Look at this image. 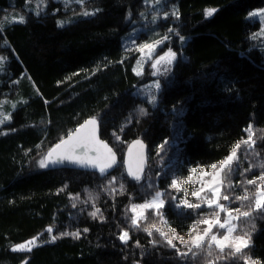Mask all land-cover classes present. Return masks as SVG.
<instances>
[{"label":"trees","instance_id":"1","mask_svg":"<svg viewBox=\"0 0 264 264\" xmlns=\"http://www.w3.org/2000/svg\"><path fill=\"white\" fill-rule=\"evenodd\" d=\"M171 1L179 19L149 27L152 20L147 18L148 29L140 28L136 38L152 42L167 34L171 39L165 48L170 46L177 53L156 103L150 104L135 89L152 79L133 72L138 54L125 45L146 7L142 0L90 1L85 7L99 9L95 15L63 27H57V19L64 13L55 12V7L62 8L60 3L49 1L44 12L35 16L26 12V0H0V24L4 26L0 57L6 58L0 71V102L10 100L5 107L6 113H12L11 120L0 125V264H22L25 259L28 264H207L202 254L196 258L189 254L185 260L163 242L154 247L142 230L155 221L154 215L149 213L140 222L141 228L135 229L130 227L127 208L150 198L154 189L141 187L149 176L159 190L183 196L169 189V174L167 178L155 175L166 161L186 176L189 166L220 161L232 146L246 139L250 123L264 132V52L250 39L259 24L249 18L252 10L264 6V0ZM206 8L217 11L205 18ZM3 11H18L26 23L4 21L7 15ZM129 11L134 24L126 20ZM169 27L186 38L183 44L177 35L167 32ZM177 110L182 111L176 114ZM92 117L99 121L101 139L117 154L118 165H123L130 141L146 143L148 165L140 184L122 166L109 170L108 179L114 176L119 181L113 186L115 192L99 172L37 166V160L61 137ZM165 140L178 143L179 150L166 148L157 156V146ZM254 152L257 159L264 160V136L256 142ZM245 162L239 164L241 171L248 168ZM238 174L234 185L240 180ZM84 191L97 198L96 207L101 211L96 219L89 215L92 209L78 215L72 207L75 197ZM177 202L168 196L163 211L172 228L186 233L197 217L177 215ZM248 221L249 256L264 264V218L257 213ZM49 226L78 231L80 238L63 236L55 243L45 240L31 252L11 250ZM122 230L130 234L126 244L118 239ZM153 238L160 240L154 233Z\"/></svg>","mask_w":264,"mask_h":264},{"label":"snow or ice","instance_id":"2","mask_svg":"<svg viewBox=\"0 0 264 264\" xmlns=\"http://www.w3.org/2000/svg\"><path fill=\"white\" fill-rule=\"evenodd\" d=\"M27 2V0H26ZM67 7L70 0H62ZM74 2L84 7L90 0H74ZM143 4L148 5L151 3L152 6H159V8L167 7V0H142ZM47 0H37V4H46ZM158 8V11H159ZM40 11L36 12V15H40ZM99 11V9H96ZM96 11L84 10L79 13L82 16H92L96 14ZM217 11L215 8H206L204 10L205 18L211 17ZM144 12L140 13L143 17ZM132 13L129 11L126 14V20L131 21ZM170 17L179 19V12L175 7L171 12L164 10L162 18L168 20ZM258 17L261 22V29L259 33L253 34L250 39H257L259 36L264 35V10L253 11L249 13V18ZM158 19L157 15L152 17V23L156 24ZM133 24L135 21H131ZM12 24L26 23L24 15H19L11 20ZM64 21L57 20V27H63ZM4 31L3 24H0V32ZM140 30L134 29L126 38L129 42L136 45V51L141 55L137 61L139 64L142 60H151L152 76L166 75L171 71V66L177 59V53L172 50L169 46L162 55L155 56L156 50L161 45L171 39V37L165 34L160 39L152 42H144L137 44L136 38ZM168 33L177 35L181 44H183L186 38L179 34V30L174 27L167 29ZM5 44L7 41L4 42ZM131 51L132 49H128ZM145 50H148L147 56L144 55ZM4 57H0V65L4 62ZM162 69V71H161ZM136 75H142L143 71H137L133 68ZM157 91L161 89L160 81H156L153 85ZM157 100L156 95H150L148 97V103L155 104ZM2 103V102H0ZM47 103V101H46ZM13 111L16 109V105L13 106ZM177 110L176 114H179ZM142 115L146 114L144 108H140ZM0 125H3L5 121H10L12 113L0 114ZM122 130V129H121ZM99 121L96 117L89 118L80 124L77 128L67 133L66 138L61 137L58 143H55L49 150L37 160V166L40 169L49 167L59 166H72L75 168L89 169L93 172H99L100 176L108 179L110 169L115 166H122L127 171V176L132 180H135L137 184H140L145 179V167L147 156L145 154V145L139 139L135 140L128 146L127 155L123 160V165H118L117 154L108 143L100 139L98 135ZM247 132V138L238 141L234 146L231 147L230 151L220 161L211 163L209 166H189L188 174L183 176L178 168L173 167L168 169V164H164L165 171H158L155 175L160 177L163 175L165 178L168 177L169 171L171 172V183L169 189L175 190V192H183L182 198L171 195L167 190L161 191L156 188L151 177L147 178V183L142 184L141 187H146L149 190H153L150 193V198L146 199L141 204H131L130 211L132 216L130 217V227L140 229V221L146 220L147 216L145 213L148 210H152L153 215L157 218V221L152 222L149 226L143 227V231L150 238L149 242L155 247L161 242L166 244L169 248L175 249L178 257L189 258L191 254L192 258H196L198 255H203L207 261V264H217L218 261H235L242 260L243 264H260L258 260H253L250 256L245 253V249L251 245V233L238 231V224L241 218L253 217L254 214H260L261 218H264V171H261L259 176L252 179H245L242 183L246 185H255L254 196H250L247 187L244 188L243 195L234 194V183L233 177L236 174L245 176L246 173L252 171L253 166L249 165L248 168L241 171L240 169V150L244 147V155L254 153L256 148V141L254 140L253 124L250 123ZM113 135H116L113 133ZM116 139L120 137L117 135ZM166 148H174L179 150L178 143L173 144L168 140H165L162 144L157 146V156H160ZM163 159V158H162ZM258 167L264 169V162L258 163ZM116 183V177L108 179V187L112 188L115 192L117 191L113 186ZM124 184H120L119 191L123 194ZM189 194L194 200H189ZM171 196L172 201H178L175 203V208L178 210L177 215H191L194 214L197 219L191 223V226L186 230V236H182L179 232L172 228L166 219V214L163 211L166 206V198ZM78 199V197H75ZM89 199L94 200L91 194ZM223 201V203H222ZM241 202L239 207H231L234 202ZM248 201V205L245 206L243 202ZM86 202V201H85ZM202 206L211 209V211L205 214L202 211ZM75 208L76 204H72ZM93 211L89 212V215L96 219L100 213V209L96 207L95 203L92 204ZM171 207V205H169ZM182 209H191L192 213H185ZM200 210V211H197ZM102 220L103 217L101 216ZM158 222V223H157ZM158 224L160 226H158ZM167 227V232L164 228ZM49 239L48 243H55L58 238L63 236H72L75 239L80 238V232H61L58 235H53L54 229L49 226L46 229ZM87 232L88 229H84ZM157 233L160 240L153 238V233ZM39 236L27 240L25 243H21L12 247L13 252H31L33 248L39 247L40 244ZM121 243L126 244L130 239L128 230H122L118 236ZM174 241H179L177 246ZM137 246L139 242L137 241ZM184 249V250H182ZM195 250V251H194ZM22 264H28L25 259Z\"/></svg>","mask_w":264,"mask_h":264},{"label":"rangeland","instance_id":"3","mask_svg":"<svg viewBox=\"0 0 264 264\" xmlns=\"http://www.w3.org/2000/svg\"><path fill=\"white\" fill-rule=\"evenodd\" d=\"M49 1H51V2H54V3H60L62 6V8L60 9L59 8V6L58 7H55V12L56 13H58V12H60V11H62L65 15H62L60 18H58L57 20H60V21H64L65 23H64V26H66V25H68V24H70V23H72V22H74V21H76L77 19H79L80 17H84V16H82V15H79V13L80 12H82V11H84V10H88V11H93L92 9H90L89 7H81V5L80 4H78V3H76V2H74V0H70V3H69V5L66 7L65 6V4L62 2V0H47V3L46 4H40V5H38L37 4V0H27V4L25 3V10H26V12H31V13H33V15H35V16H37L36 15V12L38 11V10H41L40 11V15L44 12V10L48 7V5H49ZM90 1H93V0H90ZM28 5V6H27ZM74 5V6H73ZM10 7H14V6H10ZM158 8H159V6H152L151 5V3H149L148 5H146V7L145 8H143V10H141V12H144L145 13V15L143 16V17H141L140 15H139V18L141 19L140 21H138L137 23H135V25H134V27L133 28H131V32L134 30V29H140V28H143V27H146V29H148V24H145L144 23V21H146V20H148L147 18H149V19H151L152 20V17L154 16V15H157L158 16V19H157V22H156V24H149V27L150 26H153V25H157V24H159L160 22H162V21H164V19H162V18H159L160 16H162V14H163V11L164 10H167V11H169V12H171V10L173 9L172 8V1L171 0H167V7H166V9L165 8H159V11H158ZM14 9V8H13ZM258 10H264V6H262L261 8H256V9H254V10H252L251 12H253V11H258ZM69 11V12H68ZM54 12V11H53ZM140 12V13H141ZM12 13H16V14H12ZM3 14H5V15H7V17H3L2 19L4 20V21H7L8 23L9 22H11V20H12V18H14V17H16V16H19L20 14H18L17 13V11H15V12H9V11H3ZM9 18V19H8ZM170 20H171V22H176V18H174V17H170L169 18ZM168 19V20H169ZM252 20H254V21H257L258 22V24H259V28L254 32V34H256V33H259L260 32V29H261V27H262V25H261V22H260V18H258V17H254V18H251ZM167 20V21H168ZM140 40V39H139ZM255 41H257L258 43H257V45H255L257 48H259L261 51H263L264 52V35H262V36H259L257 39H254ZM126 42H127V40H126ZM145 41L144 40H140V41H136V43L137 44H140V43H144ZM167 42L165 41L162 45H161V47L160 48H158L157 50H156V53H155V55H154V57L153 58H155V56H158V55H162L163 54V52L164 51H166L168 48H165V44H166ZM125 45H126V50H128V49H132V50H134L137 54H138V57H137V59H136V61H135V64H134V66H133V68H136V70L137 71H141V69H142V71H143V74H146V75H148L152 80L151 81H148L146 84H144V85H142V86H140V87H137L136 89H135V91L138 93V95H140L145 101H147L148 102V97L150 96V95H156L157 96V94H158V92L159 91H157L156 89H155V87H153V85H154V83L158 80V81H160V83H161V85H162V83L164 82V81H166V80H168V78H169V76H170V73H171V71L169 72V73H167L166 75H158V76H152V71H153V69L151 68V63H152V61L151 60H147V59H145V60H142V61H140V63L138 64L137 63V61H138V59H139V57H140V53L139 52H137L135 49H136V45H134V44H132L131 42H127V43H125ZM173 50V49H172ZM129 51V50H128ZM174 51V50H173ZM147 54H148V50H145V53H144V55L145 56H147ZM173 66V65H172ZM172 66H171V70H172ZM0 71H1V65H0ZM161 71H162V69H161ZM134 72V71H133ZM135 73V72H134ZM136 74V73H135ZM142 74V75H143ZM140 76V75H139ZM9 102H11L10 100H8V99H5V100H3L2 101V103L0 104V114H7L6 113V107H5V104L6 103H9ZM3 117H2V115H0V119H2ZM5 122H7V121H5ZM4 122V123H5ZM253 132H254V140L256 141V142H260L261 141V137L262 136H264V132H262V131H259L258 129H256V127L253 125ZM247 133V132H246ZM246 138H247V134H246ZM258 150V149H257ZM244 153V147L242 146V148H241V150H240V162L241 161H245V159H246V162L245 163H247L248 164V167H249V165H252L253 166V169H252V171H250V172H248V173H246V175L245 176H241L240 174H238L237 176H238V178L240 179L239 180V182L236 184V185H234V194H237V195H243V192H244V188L245 187H247V189H248V191H249V194H250V196H254V193H255V185H246V184H244V183H242V181H244L247 177H249V179H252V178H254V177H252V175H249V173H251L252 172V174L253 173H256V174H260L261 173V171H264V169H261V168H259L258 167V163H260V162H264V160H259V159H257L256 158V156H255V154H253V153H249V154H247V155H244L243 154ZM255 153V152H254ZM169 161V160H168ZM168 161H166V163L168 164ZM171 164L172 163H169L168 164V167L169 168H172V166H171ZM180 165V162L178 163V166ZM163 169H164V166H163ZM168 169H166V171H167ZM254 171V172H253ZM236 176V175H235ZM235 176L233 177V179L235 178ZM169 177H170V179H171V172H169ZM171 181V180H170ZM117 182H119L118 180H116V183ZM175 191V190H174ZM238 192H239V194H238ZM182 194H183V196H184V193L183 192H181ZM89 194H91L92 195V197H94V200H90L89 199ZM182 196V197H183ZM181 197V198H182ZM188 199L189 200H194V198L193 197H191L190 196V194H189V197H188ZM86 201V202H85ZM96 202H97V198L91 193V192H88V191H84L79 197H78V199L77 198H75L74 200H73V204L75 203L76 204V207H75V212L78 214V215H81V214H85V211H89V209H92V210H94L93 209V207H92V204L93 203H95V205H96ZM222 203H223V201H222ZM244 203V205L245 206H247L248 205V201H245V202H243ZM132 204H140V203H138V202H135V203H132ZM131 206V205H130ZM130 206H128V208H127V212H128V214H129V216L131 217L132 216V213H131V211H130ZM239 206H241V202H236V204H234V203H232L231 204V207H233V208H235V207H239ZM202 208H206V210H205V214H207V213H209L210 211H211V209H208L207 207H203L202 206ZM191 210V209H190ZM149 213H152V215H153V212H152V210H148L146 213H145V215L147 216V219H148V214ZM155 218V219H154ZM154 220L155 221H157V218L154 216ZM146 219V220H147ZM248 219L249 218H241L239 221H237V224H238V231H243V232H248V229H249V226H250V223H249V221H248ZM144 221V220H143ZM247 221V222H246ZM141 222V221H140ZM242 222H246L245 223V225L244 226H240V224L242 223ZM158 223V222H157ZM158 226H160L159 224H158ZM53 229H54V232H53V235H58L59 233H61V232H65V231H67V232H72V230L71 229H69V228H65V229H62V230H59V229H57L56 227H53V226H51ZM164 230L167 232V229L166 228H164ZM179 232V234L180 235H182V236H186V233L185 232H181V231H178ZM250 233V232H249ZM154 234H155V236L157 237H159V235L157 234V233H155L154 232ZM39 236V241H38V243H41V242H43V241H45V240H48L49 239V235H48V233H47V231H45L44 233H42V234H40V235H38ZM35 237H37V236H35ZM34 238V237H33ZM32 239V238H31ZM159 239H160V237H159ZM26 242V241H25ZM25 242H23V243H25ZM175 243H179V241H174ZM21 244V243H20ZM245 253L249 256V252H248V248L247 249H245ZM253 259V258H252ZM242 261V260H241Z\"/></svg>","mask_w":264,"mask_h":264},{"label":"water","instance_id":"4","mask_svg":"<svg viewBox=\"0 0 264 264\" xmlns=\"http://www.w3.org/2000/svg\"><path fill=\"white\" fill-rule=\"evenodd\" d=\"M87 120V119H86ZM85 121V120H84ZM84 121L82 122V123H84ZM82 123H80V124H82ZM79 124V125H80ZM78 125V126H79ZM77 126V127H78ZM77 127H75V128H77ZM74 128V129H75ZM73 129V130H74ZM98 135H99V137H100V129H99V131H98ZM67 136V135H66ZM66 136H65V138H66ZM100 139H101V137H100ZM103 140V139H102ZM135 140H137V139H134V140H132V141H130L128 144H127V146H126V149H125V151H124V154H123V160H124V158L126 157V155H127V150H128V146H129V144H131L132 142H134ZM139 140H141V139H139ZM104 141V140H103ZM142 142H143V144L145 145V149H144V151H145V154H146V156H147V160H146V167H145V170H146V168H147V165H148V147H147V145H146V143L143 141V140H141ZM51 168H53V169H60V168H62V169H72V168H75V167H72V166H59V167H51ZM125 171H126V169H125ZM126 174H127V171H126ZM130 178V177H129ZM131 179V178H130ZM132 180V179H131ZM135 181V180H134Z\"/></svg>","mask_w":264,"mask_h":264},{"label":"bare ground","instance_id":"5","mask_svg":"<svg viewBox=\"0 0 264 264\" xmlns=\"http://www.w3.org/2000/svg\"><path fill=\"white\" fill-rule=\"evenodd\" d=\"M74 6V5H73ZM18 12V11H17ZM69 12V11H68ZM65 15V14H64Z\"/></svg>","mask_w":264,"mask_h":264}]
</instances>
